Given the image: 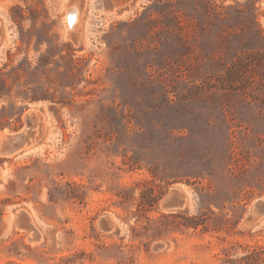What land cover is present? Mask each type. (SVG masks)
<instances>
[{"label":"rangeland","instance_id":"rangeland-1","mask_svg":"<svg viewBox=\"0 0 264 264\" xmlns=\"http://www.w3.org/2000/svg\"><path fill=\"white\" fill-rule=\"evenodd\" d=\"M0 88V264H264V0H0Z\"/></svg>","mask_w":264,"mask_h":264},{"label":"water","instance_id":"water-1","mask_svg":"<svg viewBox=\"0 0 264 264\" xmlns=\"http://www.w3.org/2000/svg\"><path fill=\"white\" fill-rule=\"evenodd\" d=\"M68 30H71L70 28ZM37 118L32 113L24 116L23 126L6 135H0V155L3 157H14L21 156L28 153L32 148L31 144L33 141V127L35 126ZM1 131V130H0ZM3 177V172L0 170V178ZM184 196L179 189L175 188L170 190L166 197L160 203V206L164 210L172 211L180 209L184 206ZM259 219L264 221V200L258 199L251 205L250 216L248 221ZM9 223H15L20 227L31 230L32 227L29 222L27 214L23 211H19L15 218H10ZM101 225L106 229L110 228V221L107 218L101 219Z\"/></svg>","mask_w":264,"mask_h":264},{"label":"trees","instance_id":"trees-1","mask_svg":"<svg viewBox=\"0 0 264 264\" xmlns=\"http://www.w3.org/2000/svg\"><path fill=\"white\" fill-rule=\"evenodd\" d=\"M243 59H244L243 57H239L238 62L243 63V61H244ZM1 84H2V87H4L6 85L5 83H2V81H1ZM1 91H2V89L0 88V96L2 95ZM47 99L48 98H46L44 95L31 97L32 101L47 100ZM195 227H196V225H194V228ZM257 253H258V251H256V249H252L248 255H246L245 257L242 258L243 264H253L254 259L256 258L255 256Z\"/></svg>","mask_w":264,"mask_h":264},{"label":"bare ground","instance_id":"bare-ground-1","mask_svg":"<svg viewBox=\"0 0 264 264\" xmlns=\"http://www.w3.org/2000/svg\"><path fill=\"white\" fill-rule=\"evenodd\" d=\"M67 7V6H66ZM65 22L67 24V27L68 29H73V26L74 24L76 23L77 21V17H78V9H72L70 10L69 7H67V11H66V14H65ZM0 135H6L4 133H0Z\"/></svg>","mask_w":264,"mask_h":264},{"label":"flooded vegetation","instance_id":"flooded-vegetation-1","mask_svg":"<svg viewBox=\"0 0 264 264\" xmlns=\"http://www.w3.org/2000/svg\"><path fill=\"white\" fill-rule=\"evenodd\" d=\"M69 8H70V10L77 9L75 5H73V6L69 7ZM73 28H74V26H73Z\"/></svg>","mask_w":264,"mask_h":264}]
</instances>
